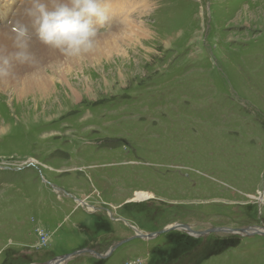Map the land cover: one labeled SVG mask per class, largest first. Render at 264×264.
I'll return each mask as SVG.
<instances>
[{"label":"rangeland","instance_id":"rangeland-1","mask_svg":"<svg viewBox=\"0 0 264 264\" xmlns=\"http://www.w3.org/2000/svg\"><path fill=\"white\" fill-rule=\"evenodd\" d=\"M146 1L122 74L0 88V264H264L262 234L133 228L264 227V0Z\"/></svg>","mask_w":264,"mask_h":264},{"label":"bare ground","instance_id":"bare-ground-1","mask_svg":"<svg viewBox=\"0 0 264 264\" xmlns=\"http://www.w3.org/2000/svg\"><path fill=\"white\" fill-rule=\"evenodd\" d=\"M122 6L126 7L123 8ZM25 7L24 0H0V12L3 14V17H0V52L4 55L11 54L17 50L14 47L12 27H3L2 25L5 22L7 23L11 19L14 22L12 25H15L19 21L28 26L30 33L34 31L29 18L24 14ZM108 7L110 9V19L106 24L107 31L99 32L100 41L98 47L91 55L80 60H65L58 51L43 45L35 36V38H32L30 50L35 57L36 63L32 65L15 64L13 76L8 81L0 82V88L11 87L14 90L31 89L30 87L48 89L53 82V79H51L53 74L59 73L65 78V75H69L71 66L74 65L82 67L81 70L85 72L90 69L88 67L89 63H93L94 67L101 73L106 70L105 67H102L104 65L103 61L99 60L102 55L107 59L114 57L116 72L122 74V64L119 62L120 60L122 61L121 56H124L125 52L113 54L112 51L113 49L118 51L121 49L118 40L121 39L127 42L129 38L132 40V38L137 37L142 32L143 26H140L138 31H136L135 20H133L134 18L131 15L136 10L144 14L150 9V4L146 0H108ZM96 27L99 30V26L97 25ZM109 53L111 54L109 55ZM94 54H97L98 58H94ZM69 85L71 86L68 82L64 86ZM151 197H153L151 192L137 191L133 200L143 201ZM82 203H86V201H82Z\"/></svg>","mask_w":264,"mask_h":264},{"label":"clouds","instance_id":"clouds-1","mask_svg":"<svg viewBox=\"0 0 264 264\" xmlns=\"http://www.w3.org/2000/svg\"><path fill=\"white\" fill-rule=\"evenodd\" d=\"M38 40L58 51L65 60H80L91 55L99 44L97 25L103 28L110 19L108 0H24ZM15 52H0V82L13 76L15 64L36 63L32 54V35L27 25L17 21L12 28Z\"/></svg>","mask_w":264,"mask_h":264},{"label":"water","instance_id":"water-1","mask_svg":"<svg viewBox=\"0 0 264 264\" xmlns=\"http://www.w3.org/2000/svg\"><path fill=\"white\" fill-rule=\"evenodd\" d=\"M184 230L192 235H205V234H209V233H220V232H228V233H238L239 235H251V234H262L264 235V227L263 228H259L257 226H252V227H244V228H231V227H213V228H210V229H207L205 231H196V230H193L191 228V226L187 223H175V224H172L158 232H153V233H143L142 231H140L139 229L135 228V231H136V237H140V238H144V239H151V238H154L156 237L157 235L159 234H162V233H165V232H169V231H172V230ZM130 239H125V240H121L119 242H117L116 244L113 245L112 248H110V250L108 251V253H112V251L122 245L123 243L129 241ZM83 252H89V253H94L92 249H89V248H86V249H81V250H77V251H74L72 253H69V254H65V255H61L57 258H54L53 260L49 261V262H46L45 264H63L67 259H69L70 257L72 258L73 256L75 255H78V254H81ZM107 253V254H108ZM97 256L99 257H103V256H106L105 255H102V254H99L97 253L96 254Z\"/></svg>","mask_w":264,"mask_h":264},{"label":"built area","instance_id":"built-area-1","mask_svg":"<svg viewBox=\"0 0 264 264\" xmlns=\"http://www.w3.org/2000/svg\"><path fill=\"white\" fill-rule=\"evenodd\" d=\"M259 204H264V192L260 194L259 198L257 199V201ZM39 238L40 240H46V237L42 234V229H39Z\"/></svg>","mask_w":264,"mask_h":264},{"label":"flooded vegetation","instance_id":"flooded-vegetation-1","mask_svg":"<svg viewBox=\"0 0 264 264\" xmlns=\"http://www.w3.org/2000/svg\"><path fill=\"white\" fill-rule=\"evenodd\" d=\"M133 228L135 229L136 227L133 226ZM137 229H138V228H137ZM143 239H144V238H143ZM96 250H98V249H96Z\"/></svg>","mask_w":264,"mask_h":264}]
</instances>
